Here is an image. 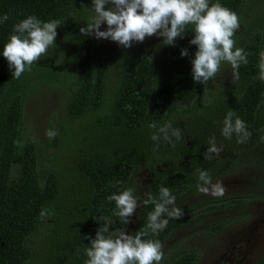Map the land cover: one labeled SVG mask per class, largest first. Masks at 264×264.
Wrapping results in <instances>:
<instances>
[{
	"label": "trees",
	"instance_id": "obj_1",
	"mask_svg": "<svg viewBox=\"0 0 264 264\" xmlns=\"http://www.w3.org/2000/svg\"><path fill=\"white\" fill-rule=\"evenodd\" d=\"M243 1L218 0L237 15ZM90 2L0 0V17L9 16L0 23V264H85L86 248L105 224L103 218L111 221L110 232L127 230L131 235L146 229L145 239L162 243L185 220L170 219L163 231L153 235L147 224L154 205L143 203L147 193L158 199L160 188L167 187L178 202L202 183L200 170H207L212 182L240 166L252 167L256 173L250 192L218 199L220 203L206 201L204 210L239 207L246 204L244 197L248 203L264 202V80L259 68L264 18L252 21L246 35L236 38L235 45L248 54V63L239 68V89L224 97L222 92L209 91L210 81L193 80L191 61L197 47L190 44L191 25L174 46H166L160 65L150 54L144 56L131 47L120 55L114 71L94 53L90 36L80 33L91 19L86 10ZM216 2L210 0V5ZM28 16L43 22L60 20L61 25L56 46L16 79L2 52L14 25ZM182 49L188 50V56L181 57ZM40 86L68 92L64 104L68 125L60 128V134L76 158L73 171H43L38 145L21 134L23 102ZM229 109L252 133L246 143H237L235 134L231 140L221 135ZM169 121L182 132L181 139L173 138L175 147L163 138L154 142L155 130L148 127L151 122L159 128ZM73 136L78 144L71 148ZM213 136L223 151L209 161L204 154ZM157 143L159 150L154 152ZM143 171L153 175V184L139 200L136 218L128 227L114 215L115 202L107 197L128 188L137 196L136 174ZM42 210L48 212L43 218ZM40 226L49 232L42 252L36 253L29 241ZM220 227L206 225L211 230ZM195 259L191 251L180 249L162 264H193ZM255 264H264V258Z\"/></svg>",
	"mask_w": 264,
	"mask_h": 264
},
{
	"label": "clouds",
	"instance_id": "obj_2",
	"mask_svg": "<svg viewBox=\"0 0 264 264\" xmlns=\"http://www.w3.org/2000/svg\"><path fill=\"white\" fill-rule=\"evenodd\" d=\"M106 5L111 7L106 9ZM86 10L91 11L93 16L86 27L80 28V33L85 37L111 40L125 49L131 48L133 42L142 43L146 37L154 35L163 38V45L174 46L177 38L184 37L182 33L185 28L194 26V38L190 40V44L197 47L191 61L194 82L206 84L221 71L224 62L231 65L233 78L238 80L241 64L248 63V54L243 48H237L233 39L240 27L239 17L218 0L211 5L210 0H92V8ZM8 19V14H5L0 17V23L7 22ZM102 24L107 25L106 31H100ZM60 25V20L43 22L36 16H28L14 25V34L10 36L2 52L9 68H14L12 78L19 79L25 71L30 72L33 64L47 54L48 49L55 45ZM180 55L188 56V50L182 49ZM260 58V79L264 80V52L260 53ZM148 127L155 130L151 135L154 142L163 138L175 147L173 138H182L181 129L173 128L171 121L159 128L155 122H151ZM56 134L51 129L45 132L50 139ZM234 134L237 143H246L252 136L236 111L229 109L223 120L221 135L231 140ZM261 140L264 142V137ZM16 143L20 144L19 141ZM208 144L204 159L211 161L220 156L223 146H217L214 136L208 140ZM158 150L157 143L153 151ZM212 153L216 155L213 156ZM199 180L202 183L197 185V189L201 193L223 197L227 191L222 182L212 183L207 170H200ZM107 199L115 202L117 211L114 215L126 225L130 223V218L138 207L134 190L128 188L119 194L108 196ZM143 203L154 205L147 224V229L153 235L163 231L170 219L179 220L184 216L183 209L176 206V198L167 187L160 188L158 199L150 192L147 193ZM47 214V210H42L40 215L43 218ZM103 219L105 224L98 228L95 238L86 248L85 264H160L163 260L162 243L159 240L145 239L148 234L146 229H140L131 235L123 230L110 232L111 221Z\"/></svg>",
	"mask_w": 264,
	"mask_h": 264
},
{
	"label": "rangeland",
	"instance_id": "obj_3",
	"mask_svg": "<svg viewBox=\"0 0 264 264\" xmlns=\"http://www.w3.org/2000/svg\"><path fill=\"white\" fill-rule=\"evenodd\" d=\"M108 7L111 5H106V9ZM90 14L92 18L91 11ZM238 17L240 27L233 37L235 42L236 38L246 35L248 24L260 17L264 18V0H244ZM106 30L107 25L102 24L100 31ZM90 39L97 57L113 67L115 71L116 62L127 49L111 40L96 39L94 36H90ZM132 49L135 52L142 50L144 56L150 54L157 65L162 63L163 57L165 58L166 46L163 45V38L156 35L146 37L142 43L133 42ZM261 52H264V35ZM232 72L230 64L222 63L221 71L209 82V91L217 94L222 92L220 96L224 97L227 93L236 92L240 87V80L234 79ZM107 82H110L109 78ZM67 95L66 90L40 86L34 89L23 102L21 134L24 138L33 139L38 145L39 165L43 171L60 169L63 172H69L77 167L74 153L62 143L60 134V128L68 125L64 108ZM48 129L57 133L54 138L50 139L45 135ZM71 140V148H74L73 143L78 144L76 137L73 136ZM250 173L251 170L237 172L233 176H224L213 184L222 182L227 189L223 197H231L252 189L253 180ZM145 179L143 173L136 174L137 191L141 189ZM223 197H213L197 189L176 202V206L184 211L185 223L162 242L164 258L160 264L168 255L180 249L191 251L196 256L193 264H255L264 258V203H251L245 207L221 212L215 210L210 214H208L209 211L204 210L206 201L211 204L213 200ZM136 214L137 211L130 218L128 227L135 220ZM162 218L166 217L162 216ZM207 224L221 227L220 230H211L206 228ZM48 232V229L40 226L30 238L29 243L36 253L42 252V245Z\"/></svg>",
	"mask_w": 264,
	"mask_h": 264
},
{
	"label": "flooded vegetation",
	"instance_id": "obj_4",
	"mask_svg": "<svg viewBox=\"0 0 264 264\" xmlns=\"http://www.w3.org/2000/svg\"><path fill=\"white\" fill-rule=\"evenodd\" d=\"M222 153V152H221ZM221 153H220V155H221ZM211 155H213V156H215L216 154L215 153H212ZM255 168V167H254ZM246 170H251V173H250V175H251V178L253 177V178H255L256 177V173H255V171H254V169L252 168V167H249V168H247L246 166H240V167H237L236 168V170L233 172H229L228 174H226L225 176H233V174H235V173H237V172H245ZM143 174L145 175V183L144 184H142V187H141V189H139V191H136V193H137V196H135L136 198H137V200H138V207H137V209L135 210V211H137L138 212V208H139V206H140V202H139V200L142 198V197H144V195L146 194V191H147V189L153 184V175L151 174V173H149V172H147V171H143ZM245 174V173H244ZM224 177V176H223ZM220 179V178H219ZM218 180V179H217ZM216 180V181H217ZM216 181H214V182H216ZM214 182H212V183H214ZM239 182L240 183H243V181H241V180H239ZM136 187H138V186H136ZM138 190V189H137ZM248 192H250V191H246V192H242V193H239V195L241 196V195H243V194H246V193H248ZM236 195H238V194H236ZM236 195H234V196H236ZM234 196H231V197H234ZM223 198H226V197H223ZM229 199H230V197H228ZM220 199V198H219ZM217 200V203H220L221 202V200H218V199H216ZM215 201V200H214ZM244 201H245V203L246 204H244V205H241V206H239V207H245V206H248V205H250L251 203H256V204H258L259 202H263V200H260V201H252V202H249L248 203V199L247 198H245L244 197ZM264 203V202H263ZM233 208H237V207H233ZM230 209H232V208H230ZM226 210H228V209H218V211H216V212H221V211H226ZM216 212H214V213H216ZM210 213H213L212 211L211 212H208V214H210ZM135 218H136V216H135Z\"/></svg>",
	"mask_w": 264,
	"mask_h": 264
}]
</instances>
